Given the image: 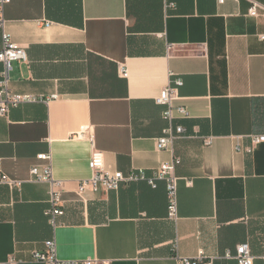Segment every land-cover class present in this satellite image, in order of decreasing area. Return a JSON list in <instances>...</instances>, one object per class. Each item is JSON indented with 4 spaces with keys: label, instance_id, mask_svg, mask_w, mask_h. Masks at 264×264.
I'll list each match as a JSON object with an SVG mask.
<instances>
[{
    "label": "crops",
    "instance_id": "obj_1",
    "mask_svg": "<svg viewBox=\"0 0 264 264\" xmlns=\"http://www.w3.org/2000/svg\"><path fill=\"white\" fill-rule=\"evenodd\" d=\"M247 11L243 0H11L3 7L5 31L26 53V62L11 64L10 90L57 99L0 117V170L23 182L20 192L0 186V263L41 264L32 253L54 240L60 260L237 264L226 254L248 243L253 264H264V143L251 140L264 133V19ZM176 78L175 104L188 113L174 122L185 133L173 144L181 160L176 222L166 219L162 182L121 185L82 202L76 192L91 177L88 134L104 166L123 175H149L169 159L155 150L167 123L154 99ZM47 153L63 184L54 228L43 215L48 185L28 181Z\"/></svg>",
    "mask_w": 264,
    "mask_h": 264
},
{
    "label": "built area",
    "instance_id": "obj_2",
    "mask_svg": "<svg viewBox=\"0 0 264 264\" xmlns=\"http://www.w3.org/2000/svg\"><path fill=\"white\" fill-rule=\"evenodd\" d=\"M227 1L239 2L240 0H216V3L222 5ZM243 1L248 4V17L264 19V5L257 0ZM10 2L11 0H0V32L2 36L0 49V63L2 64V71L0 72V117H7L11 109L21 104L39 101L47 103L50 100L57 99L56 95L44 97L16 94L9 88L11 64L13 62H26L24 48L12 43L5 31V20L2 17V9ZM44 23L45 27L50 25L48 22ZM259 39L264 40V36H259ZM118 73L122 78H127L128 74L124 66L119 67ZM171 83L164 87L154 99L155 104L163 107L161 117L167 123L161 136L155 140V150L157 152H167L169 159L160 164L155 170H152L149 175H146L142 170H132L127 175H123L121 172L109 170L104 166L102 152L95 148L93 142L94 136L88 134V140L91 145L89 159L91 177L88 180L81 181L78 184L76 192V195L82 202H86L88 194H96L100 191H116L121 185L145 182L152 189H155L157 183L162 182L166 193V219L173 223L176 222L178 218V198L175 170L181 164V160L174 155L173 144L176 140L185 138V133L184 128L181 125L174 124V122L178 119L187 118L188 113L183 106L175 104L179 100L178 88L182 86V81L176 78ZM84 130L82 128L81 131ZM251 140L253 145L264 143V133L252 136ZM202 141L204 146H209L211 143L210 138H203ZM236 150H239L238 147H236ZM247 152L249 153L251 150L247 149ZM36 159L43 162V164L30 168L28 181L48 185V201L43 215L54 228L56 226V218L63 214L61 200L63 184L53 178L50 154H40ZM22 183V181L10 178L0 170V186H6L10 190L20 192ZM226 257L235 259L237 264H253V256L251 255L248 243L238 245L235 255L226 254ZM32 258L35 262L41 264H110V262H102L97 259L60 260L57 257V248L54 240L43 242L42 250L34 251ZM175 260L178 264H210L204 262L200 257L186 259L175 256ZM9 264H15V262L10 261Z\"/></svg>",
    "mask_w": 264,
    "mask_h": 264
}]
</instances>
